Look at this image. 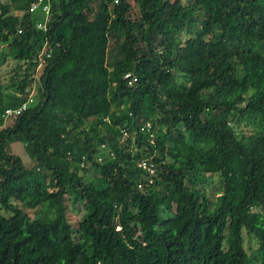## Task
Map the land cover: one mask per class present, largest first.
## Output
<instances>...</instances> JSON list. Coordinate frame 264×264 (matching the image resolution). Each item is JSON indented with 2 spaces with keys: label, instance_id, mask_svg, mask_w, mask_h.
I'll return each mask as SVG.
<instances>
[{
  "label": "trees",
  "instance_id": "1",
  "mask_svg": "<svg viewBox=\"0 0 264 264\" xmlns=\"http://www.w3.org/2000/svg\"><path fill=\"white\" fill-rule=\"evenodd\" d=\"M35 1L0 0V264H264V0Z\"/></svg>",
  "mask_w": 264,
  "mask_h": 264
},
{
  "label": "built area",
  "instance_id": "2",
  "mask_svg": "<svg viewBox=\"0 0 264 264\" xmlns=\"http://www.w3.org/2000/svg\"><path fill=\"white\" fill-rule=\"evenodd\" d=\"M50 1L51 0H36L35 2H33L32 4H31V6H30V8H29V11L30 12H34L37 8H39V7H42L41 9H42V12H43V16H44V23H38L37 24V29H46V23L48 22V19H49V15H50V6H49V3H50ZM116 3H117V1H115ZM46 53V52H45ZM126 77V79H128L127 78V76H125ZM131 81H133V79L132 80H130V82H129V84L131 83ZM12 112H10V111H7L6 112V114L7 115H9V114H11ZM17 113H19V112H17ZM143 168H146L145 167V164H142L141 165ZM151 173H153V169H148Z\"/></svg>",
  "mask_w": 264,
  "mask_h": 264
},
{
  "label": "rangeland",
  "instance_id": "3",
  "mask_svg": "<svg viewBox=\"0 0 264 264\" xmlns=\"http://www.w3.org/2000/svg\"><path fill=\"white\" fill-rule=\"evenodd\" d=\"M40 15L41 13L38 12ZM42 16V15H41ZM39 69H42V66L39 67ZM40 71V70H39ZM40 73V72H39ZM39 73H37L36 75L38 76ZM10 151L16 155H18L22 160L23 162L26 164V163H31L30 159L27 157V155L25 154L24 152V149H23V145L22 143H19V142H13L11 145H10ZM72 211V210H71ZM73 214V216L76 218V219H82L83 215H84V211L82 210L81 207H79L77 209V211H72L71 215ZM36 216V214H33L31 217L34 218Z\"/></svg>",
  "mask_w": 264,
  "mask_h": 264
}]
</instances>
